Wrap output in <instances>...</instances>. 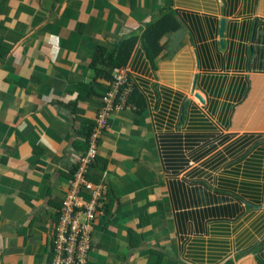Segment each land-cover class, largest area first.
I'll return each instance as SVG.
<instances>
[{
	"label": "crops",
	"instance_id": "obj_1",
	"mask_svg": "<svg viewBox=\"0 0 264 264\" xmlns=\"http://www.w3.org/2000/svg\"><path fill=\"white\" fill-rule=\"evenodd\" d=\"M170 8L163 53L139 40L126 65L145 108L115 109L98 141L85 264H264V0H0V264L51 263L110 85L93 54Z\"/></svg>",
	"mask_w": 264,
	"mask_h": 264
},
{
	"label": "built area",
	"instance_id": "obj_2",
	"mask_svg": "<svg viewBox=\"0 0 264 264\" xmlns=\"http://www.w3.org/2000/svg\"><path fill=\"white\" fill-rule=\"evenodd\" d=\"M132 87L129 69L126 66L115 67L112 70L110 85L101 97L94 126L88 135L87 150L78 157V166L72 173V179L58 210L56 234L51 243L50 264L86 263L91 250L90 226L96 215L100 214L98 203L105 194L103 185L88 180V174L95 163L98 141L108 127L110 114L115 109L127 105ZM83 189L90 193L87 202H82L80 198Z\"/></svg>",
	"mask_w": 264,
	"mask_h": 264
},
{
	"label": "trees",
	"instance_id": "obj_3",
	"mask_svg": "<svg viewBox=\"0 0 264 264\" xmlns=\"http://www.w3.org/2000/svg\"><path fill=\"white\" fill-rule=\"evenodd\" d=\"M179 30L180 26L176 21V11L172 10L171 8L163 10L158 14L156 19L148 25L140 38L134 35L129 36L121 42L119 50L114 54L105 55L103 48L98 47L95 51V54H93L89 68L94 71L96 76H101L110 82V76L107 74V69L126 66L129 63L131 55L133 54L135 46L139 40L144 46L149 59L154 63L155 59L164 51L166 37ZM262 39L264 40V31L262 34ZM99 67H103V69H100ZM196 96L199 99L201 98L200 95ZM132 100L133 106L141 110L145 108V100L140 94L136 95L134 86L132 87V91L128 98V103H131ZM93 126L94 124L90 128L89 132Z\"/></svg>",
	"mask_w": 264,
	"mask_h": 264
},
{
	"label": "water",
	"instance_id": "obj_4",
	"mask_svg": "<svg viewBox=\"0 0 264 264\" xmlns=\"http://www.w3.org/2000/svg\"><path fill=\"white\" fill-rule=\"evenodd\" d=\"M257 24H258V21L255 22L254 30H253V33H252L251 42H253L254 39H255ZM224 25H225V20H222L221 21V35H223V32H224ZM252 53H253V49H251V54Z\"/></svg>",
	"mask_w": 264,
	"mask_h": 264
}]
</instances>
